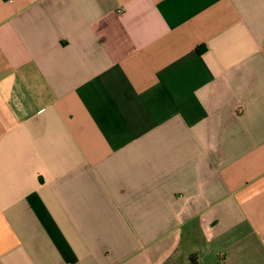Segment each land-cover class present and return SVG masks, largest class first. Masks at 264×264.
I'll list each match as a JSON object with an SVG mask.
<instances>
[{
    "label": "crops",
    "instance_id": "0c3cea01",
    "mask_svg": "<svg viewBox=\"0 0 264 264\" xmlns=\"http://www.w3.org/2000/svg\"><path fill=\"white\" fill-rule=\"evenodd\" d=\"M264 264V0H0V264Z\"/></svg>",
    "mask_w": 264,
    "mask_h": 264
},
{
    "label": "trees",
    "instance_id": "16d2710c",
    "mask_svg": "<svg viewBox=\"0 0 264 264\" xmlns=\"http://www.w3.org/2000/svg\"><path fill=\"white\" fill-rule=\"evenodd\" d=\"M189 264H198L196 255L191 256Z\"/></svg>",
    "mask_w": 264,
    "mask_h": 264
}]
</instances>
